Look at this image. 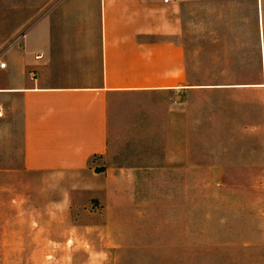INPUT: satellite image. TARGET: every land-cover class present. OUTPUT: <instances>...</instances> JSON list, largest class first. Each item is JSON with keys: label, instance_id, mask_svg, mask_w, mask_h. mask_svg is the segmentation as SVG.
Listing matches in <instances>:
<instances>
[{"label": "crops", "instance_id": "1", "mask_svg": "<svg viewBox=\"0 0 264 264\" xmlns=\"http://www.w3.org/2000/svg\"><path fill=\"white\" fill-rule=\"evenodd\" d=\"M184 5L0 0V172L67 179L74 191L92 193L129 181L130 173L154 171L163 229V189L195 182L197 114L209 124L214 103L260 89L264 119L263 54L260 82H209L210 74L196 72L202 49L183 43ZM261 24L259 17L260 42ZM10 136L21 149L20 162L8 169ZM147 139L155 140L154 167L102 163L117 143ZM261 140L256 170L264 172V133ZM226 154L207 149L205 170H227ZM262 201L264 212V191Z\"/></svg>", "mask_w": 264, "mask_h": 264}, {"label": "rangeland", "instance_id": "2", "mask_svg": "<svg viewBox=\"0 0 264 264\" xmlns=\"http://www.w3.org/2000/svg\"><path fill=\"white\" fill-rule=\"evenodd\" d=\"M183 3V43L202 49L196 72L210 74L211 83L260 82L264 0ZM8 13L4 19L12 18ZM238 93V99L223 97L212 105L209 124L197 114L195 182L163 189V229L154 171L130 173L129 181L92 193L74 191L67 179L1 171L0 264H254L264 259V172L256 170L264 133L261 90ZM8 143L4 168L10 169L20 162L21 143L11 136ZM154 145L151 139L117 143L102 163L154 167ZM214 148L227 150V170H205V152Z\"/></svg>", "mask_w": 264, "mask_h": 264}, {"label": "built area", "instance_id": "3", "mask_svg": "<svg viewBox=\"0 0 264 264\" xmlns=\"http://www.w3.org/2000/svg\"><path fill=\"white\" fill-rule=\"evenodd\" d=\"M180 0H162L163 3H177ZM0 67L3 68L5 67V63L4 62H0Z\"/></svg>", "mask_w": 264, "mask_h": 264}]
</instances>
